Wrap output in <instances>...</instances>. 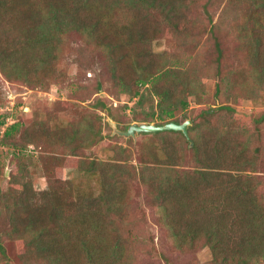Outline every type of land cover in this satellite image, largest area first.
Instances as JSON below:
<instances>
[{"label": "trees", "instance_id": "16d2710c", "mask_svg": "<svg viewBox=\"0 0 264 264\" xmlns=\"http://www.w3.org/2000/svg\"><path fill=\"white\" fill-rule=\"evenodd\" d=\"M251 1L252 23L241 25L239 30L264 33V0ZM189 3L0 0V73L6 79L43 86L40 79L53 78L55 70L49 66L57 61L66 37L76 32L98 52L88 65L82 62L86 65L84 75L88 71L99 73L94 94L101 92V77L108 72L118 92L133 102L131 121L164 125L190 120V152L199 163L194 170L173 168L181 164L179 144L190 145L181 132L142 134L149 141L140 145L138 167L127 163L133 156L129 150L124 153L122 147L113 159L118 157L117 163L78 162L81 170L97 177L99 193L95 194L89 182L80 186L57 179L53 175L55 157H44L37 148L57 143L65 155L78 156L81 144V148L89 147L102 139L96 114L85 115L80 122L59 121L53 127L47 122H15L0 131V146L10 147L24 158L31 146L38 153L32 158L41 161L48 185L36 194L26 179L28 170L23 161L18 162L17 174H12L3 187L4 168L0 163V259H8L1 240L4 237L15 243L22 264H129L135 255L131 246L135 237L123 223L121 211L128 207L131 182L140 180L151 190V200L160 208L165 228L181 252L206 246L213 264L264 262V196L257 191L255 177L241 174L245 158L239 154L245 145L236 142L226 125L216 126L215 134L210 135L206 120L211 108L200 107L196 114L200 121L185 114L189 105L185 92L196 98V104L202 103L197 98L202 78L192 61L188 64L192 57L178 55L176 47L173 53L155 54L150 46L155 39H172L171 33L177 32L181 18L188 15ZM152 14H162L161 20L152 21ZM212 21L209 19V23ZM214 30L211 26L209 35ZM215 45L218 63L221 52ZM254 47L251 44L247 60L251 68L244 77L246 95L251 97L264 91V50ZM82 57L87 60L86 55ZM221 83L229 88L234 85L225 75ZM221 83L216 85L214 96L219 95ZM176 93L181 96H173ZM91 107L104 109L106 103L97 98ZM215 109L232 112L225 105ZM176 112L182 115L176 117ZM4 124L5 118H0V129ZM231 155L237 156L229 162ZM137 239L138 246L147 243Z\"/></svg>", "mask_w": 264, "mask_h": 264}, {"label": "rangeland", "instance_id": "374dc122", "mask_svg": "<svg viewBox=\"0 0 264 264\" xmlns=\"http://www.w3.org/2000/svg\"><path fill=\"white\" fill-rule=\"evenodd\" d=\"M251 4V0H190L188 15L181 18L183 22L178 25L177 32L171 33L172 39H155L150 46L155 54L173 53L177 48L178 55L192 57L188 64L192 61L193 67L198 68L202 78L203 86H201L202 89H198L197 96L202 103L196 104V98L185 92L183 95L189 101L188 108L184 111L185 114L200 121V118L196 116L199 109L211 108L210 110H213L206 120L211 129L210 135L211 132L215 134L216 126L226 125L232 131V135L237 138L236 142H240L242 146L245 145L239 154L245 158L244 171L241 174L255 177L258 185L257 191L264 196V91L258 93L256 97H251L249 94L246 95V89H244V77L247 75L245 72H250L251 68L247 62L250 59L251 44L252 49H255L256 45L257 48L264 50V33L262 31L252 33L248 29L245 34L239 30L241 25H246L247 22L249 25L251 22L249 16L254 13ZM156 15L157 17L152 16L154 17L152 21L161 20L162 14ZM209 19L213 21L209 23ZM152 24L155 25V22ZM211 26H214L215 30L212 35H209L208 30ZM215 43L221 52L219 65L216 60ZM83 55L87 56V60L82 57ZM96 55L98 52L91 50L80 34L71 32L66 37L57 61L49 66L50 69L55 70L53 78L48 76V78L40 79L43 86H36L32 81L33 86L19 81H10L0 73V118H5V124L0 131L2 133L5 128L15 122H22L25 125L47 122L49 127H53L59 121L63 124L80 122L84 120L83 116L96 114L102 139L89 147L81 148V144L78 156L65 155L63 148L57 143L50 146L43 144L44 146L37 149L44 157H55L52 160L55 170L53 175L57 179L71 181L76 185L89 182L92 192L98 194L97 177H91L81 170L78 162L117 163L119 162L118 157L115 161L113 159H115V153H118L117 150L122 147L125 149L124 153L129 150L133 156L127 163L138 167L137 157L140 145L149 141V137L122 136L121 133L132 123L145 122L131 121L133 102H128V96L118 92L108 72L101 77V92L94 94L93 88L99 73L88 71L84 75V70L89 64L87 61L91 62ZM188 64L184 62V65ZM218 71L220 72L217 78ZM224 75L231 83H234L232 88L221 83ZM193 82V85H198L197 81ZM220 83L219 95L214 96L216 85ZM173 96H181V94L176 93ZM97 98L105 101L104 109L93 110L91 107ZM124 104L127 105L126 110L123 109ZM222 105L230 107L232 112L215 109ZM181 115L182 112H176V117ZM192 144L189 146L179 144L182 160H178L180 165L172 166L174 169L194 170L199 167L196 155L190 152ZM175 148L178 149V144ZM27 149L24 158L23 156L18 157L16 150L0 146V163L4 168L1 185L6 186L11 175L17 174L18 162L23 164L22 162L25 161L28 170L26 179L31 182L34 191L38 194L47 189L48 180L43 175L41 161L32 158V156L37 157V151H33L31 146ZM236 156L231 155L229 162L233 161ZM33 159H37L35 163ZM131 187L127 197L128 207L121 211L122 218H125L123 223L130 234L135 237L131 245L135 255L129 264H213L211 252L206 246L192 249L189 252L178 250L168 229L165 228L166 222L162 220L160 208L151 200L149 194L151 190L140 180L132 181ZM117 222L120 223L121 220ZM137 238H142L147 243L138 246ZM1 240L8 259H0V264H22L18 259V249L15 243L4 237ZM136 246H138L137 249ZM257 264H264V262Z\"/></svg>", "mask_w": 264, "mask_h": 264}, {"label": "water", "instance_id": "95a60500", "mask_svg": "<svg viewBox=\"0 0 264 264\" xmlns=\"http://www.w3.org/2000/svg\"><path fill=\"white\" fill-rule=\"evenodd\" d=\"M191 124L190 121H185L182 124H176L175 122H168L164 125H157L156 123H132L127 127V129L122 132V136L124 137H132L135 135H142V134H154L157 132H163V131H175V132H181L190 145L192 144V141L188 134V126Z\"/></svg>", "mask_w": 264, "mask_h": 264}]
</instances>
